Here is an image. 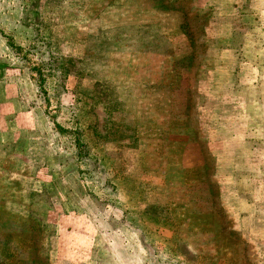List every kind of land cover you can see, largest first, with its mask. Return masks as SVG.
I'll return each instance as SVG.
<instances>
[{
  "label": "rangeland",
  "instance_id": "374dc122",
  "mask_svg": "<svg viewBox=\"0 0 264 264\" xmlns=\"http://www.w3.org/2000/svg\"><path fill=\"white\" fill-rule=\"evenodd\" d=\"M0 264H264V0H0Z\"/></svg>",
  "mask_w": 264,
  "mask_h": 264
}]
</instances>
